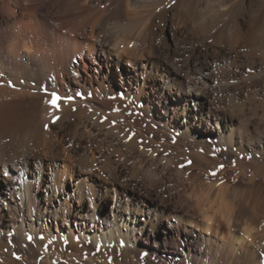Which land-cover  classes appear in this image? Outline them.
<instances>
[{
  "label": "bare ground",
  "instance_id": "bare-ground-1",
  "mask_svg": "<svg viewBox=\"0 0 264 264\" xmlns=\"http://www.w3.org/2000/svg\"><path fill=\"white\" fill-rule=\"evenodd\" d=\"M260 223L264 0H0V264H264Z\"/></svg>",
  "mask_w": 264,
  "mask_h": 264
},
{
  "label": "rangeland",
  "instance_id": "rangeland-1",
  "mask_svg": "<svg viewBox=\"0 0 264 264\" xmlns=\"http://www.w3.org/2000/svg\"><path fill=\"white\" fill-rule=\"evenodd\" d=\"M50 23V22H49ZM51 24V23H50ZM52 25V24H51ZM52 26H54V27H56V28H58V26L59 25H52ZM234 176H235V173L234 172H232V171H228V173H227V175L226 176H224V178H225V180H224V182L225 183H227L228 184V186H230V187H232V186H234L235 185V183H234ZM251 227H253L254 229H255V231H254V233H253V230H252V235H251V237L250 238H252V236H253V238H255L254 240H256V243L255 244H253L252 243V245H255V247L257 248V249H259V248H263L264 247V235L263 234H261V233H264V224H253ZM242 233V234H241ZM245 232H244V230H243V227H238V229L236 230V231H234V234L236 235V237H240V236H243V234H244ZM256 234V235H255ZM261 235H262V237H261ZM258 240H261V242L260 241H258ZM258 242H260V243H258ZM237 251V250H236ZM238 253L240 254V250H238Z\"/></svg>",
  "mask_w": 264,
  "mask_h": 264
},
{
  "label": "snow or ice",
  "instance_id": "snow-or-ice-1",
  "mask_svg": "<svg viewBox=\"0 0 264 264\" xmlns=\"http://www.w3.org/2000/svg\"><path fill=\"white\" fill-rule=\"evenodd\" d=\"M9 86H12L10 81H9ZM50 95H51V99L48 100L47 103L52 108H55V109H59V107H60V103L59 102L62 99L65 101V103H67V102H69V101H71L73 99L72 97H61V96L57 95L56 92H52ZM77 95H80V94L77 93ZM55 119H58V117H54V121H55ZM221 167H223V165H221ZM215 174H216L215 172L211 173V175H215ZM28 239L31 240L32 238L31 237H28ZM41 239H42V237H41ZM99 248H100V245H97V251H99ZM262 255H264V254H262Z\"/></svg>",
  "mask_w": 264,
  "mask_h": 264
}]
</instances>
